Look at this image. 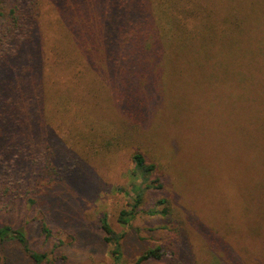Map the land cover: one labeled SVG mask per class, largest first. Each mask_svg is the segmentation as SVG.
<instances>
[{"label":"rangeland","instance_id":"obj_1","mask_svg":"<svg viewBox=\"0 0 264 264\" xmlns=\"http://www.w3.org/2000/svg\"><path fill=\"white\" fill-rule=\"evenodd\" d=\"M21 2L0 0V23ZM255 2L264 14V0ZM51 11L48 5L41 16L47 39L58 26ZM245 25L239 40L231 46L224 39L216 41L215 53L200 56L197 66L185 55L160 60L165 79L152 88L153 97L135 103L138 117L130 119L120 111L105 115L120 123L118 135L124 143L104 149V157L53 187L45 184L48 175L38 174L24 155L20 157L18 146L7 155L5 133L12 134L7 124L20 126L23 121L1 119L0 173L16 175L13 181L20 184L10 190L0 187V225L22 229L28 247L48 252L54 264H135L144 251L154 248L164 252L162 257L139 264H264V24ZM53 70L50 66L51 81L54 74L63 77ZM15 90L0 82V107L12 106ZM51 107L47 100L41 123L37 118L30 121L37 140L44 130L52 134L49 142L67 133L68 125H59ZM100 107L106 109L103 102ZM137 145L161 162L162 188L145 189L137 213L121 223L119 213L134 203V187L145 184V173L132 174L131 153ZM149 177L152 181L154 175ZM40 188L35 204H30L27 198L34 199ZM152 197L168 199L170 219L145 212ZM37 210L52 229L48 238L40 231ZM102 216L120 236L117 261L112 245L104 241ZM2 246L6 264H46L35 261L16 240Z\"/></svg>","mask_w":264,"mask_h":264},{"label":"trees","instance_id":"obj_2","mask_svg":"<svg viewBox=\"0 0 264 264\" xmlns=\"http://www.w3.org/2000/svg\"><path fill=\"white\" fill-rule=\"evenodd\" d=\"M48 5L58 25L54 26L52 39L46 38L41 18ZM258 5L255 0H22L20 7L10 8L0 23V82L17 89L12 106L0 107V121L8 117L7 121L10 117L23 121L20 126L5 123L11 125L12 131L5 133L7 155L18 146L20 157L24 155L38 174L48 175L45 184L49 182L51 187L73 171L101 159L104 149L111 151L119 142L124 143L118 135L120 123L105 119V115H118L120 111L130 119L138 117L135 103L151 97L152 88L165 79L166 71L160 73V60L185 55L192 65H199L200 56L215 53L212 46L216 41L224 39L231 46L239 40L245 24H264ZM50 66L63 77L54 74L51 81ZM47 87L49 92L45 91ZM47 100L58 114L59 125L61 121V126L68 125L67 133L52 142V134L45 130L37 140L30 125L35 118L41 123ZM102 102L106 109L100 107ZM131 160L132 174L145 173V184L143 188L134 187V203L119 213L121 223L137 213L144 202L145 189L162 188L158 173L163 167L158 159L150 158L137 145ZM151 175L154 178L149 181ZM0 178V187L5 185L8 190L20 184L13 181L16 175L11 173H0ZM30 188L35 190L36 185ZM42 191L40 188L34 192V199L31 196L27 201L35 204V197ZM152 199V206L145 212L170 219L168 199ZM36 220L44 237H50L52 229L40 210L36 211ZM100 222L104 241L112 245L110 252L117 261L121 257L120 236L106 216ZM8 240H16L35 261L54 264L48 252L30 249L25 232L10 225H0V264H6L1 250L2 243ZM163 254L159 248L147 249L135 264L159 259Z\"/></svg>","mask_w":264,"mask_h":264}]
</instances>
